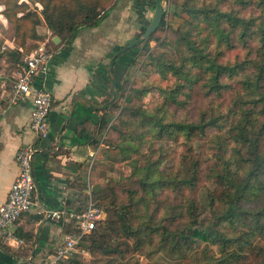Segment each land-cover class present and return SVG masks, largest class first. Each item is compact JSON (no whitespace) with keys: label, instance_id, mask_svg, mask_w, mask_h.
<instances>
[{"label":"trees","instance_id":"1","mask_svg":"<svg viewBox=\"0 0 264 264\" xmlns=\"http://www.w3.org/2000/svg\"><path fill=\"white\" fill-rule=\"evenodd\" d=\"M116 1L0 0L1 14L13 26L17 46L9 60L21 63L36 48L42 40L37 30L43 24L62 44L71 45L80 30L96 27ZM145 1L155 10V0ZM225 1H173L187 16L185 29L178 33L182 48L176 52L177 60L152 59L160 78H174L172 89L163 93L154 112H132L135 124H127L125 130L111 124L112 112L118 108L114 99L91 142L100 144V136L106 141L116 132L121 141L118 147L128 154L134 148L122 144L134 138L140 144L145 135L174 141L195 137L207 142L210 156L189 148L180 156L181 169L164 174L158 168L162 156L148 162L152 151L145 170L141 169L145 192L139 200L146 207L150 196L155 212L162 209L164 214L158 218L151 214L134 227L129 208L106 202L102 189L93 200L107 218L83 237L79 251L98 252L108 257L106 264H128L125 258L141 248L142 237L150 240L155 234L183 257L174 264H264V0H232V6ZM127 48L119 51L125 53ZM231 52L239 53L232 62L227 58ZM196 91L204 106L192 119L175 117L169 109L182 104L186 109ZM211 136L217 137L214 144ZM77 188L82 193L85 187L79 184ZM165 190L172 194L168 204L159 199ZM201 191L206 193V205L199 199ZM83 196L75 211L86 208L87 196ZM206 214L209 218H202ZM64 232H73L71 224H65ZM256 239L260 243L254 244ZM131 240L135 250L130 248ZM79 255L65 264H81Z\"/></svg>","mask_w":264,"mask_h":264},{"label":"crops","instance_id":"2","mask_svg":"<svg viewBox=\"0 0 264 264\" xmlns=\"http://www.w3.org/2000/svg\"><path fill=\"white\" fill-rule=\"evenodd\" d=\"M125 7L124 0H117L107 17L94 28L80 30L71 45L53 43L55 36L44 24L37 30L41 41L53 43L48 44L53 55L44 82L52 97L49 133L46 139L36 142L32 161L34 196L47 208L76 210L84 201L83 195L87 196L86 187L79 193L77 186L84 184L87 176L84 168L101 116L115 99V92H111L116 85L113 73L120 68L119 60L125 53L119 51L122 25L114 18L124 16L128 9ZM130 8L129 11L134 10ZM1 11L0 5V202H3L18 175L16 152L32 141L28 128L32 102L28 99L15 105L9 103L10 87L21 71L23 60L19 63L8 58L17 46L12 39L13 26ZM110 93H113L111 100ZM64 227L65 224L41 220L36 214L23 215L13 228L23 244L0 245V264L41 262L61 244L66 235Z\"/></svg>","mask_w":264,"mask_h":264},{"label":"rangeland","instance_id":"3","mask_svg":"<svg viewBox=\"0 0 264 264\" xmlns=\"http://www.w3.org/2000/svg\"><path fill=\"white\" fill-rule=\"evenodd\" d=\"M173 1L176 0H162L161 6L164 12L162 21L164 24L152 34L147 43L146 39L139 40L144 34V29L150 25L155 12L147 1L124 0L125 8L133 7L134 10L126 9L124 16L114 18L116 22L119 21V24L122 25L120 48L128 47V51L119 60L120 68L114 70L113 76L116 85L111 89V92H115L116 105L118 106L112 112L111 124L120 130H125L124 127L131 122L135 124L133 117L130 116L132 112H137V110L154 112L165 97L163 93L172 89L174 78L172 76H168L165 80L160 78L152 59L160 57L164 60H177L176 52L178 53L182 48L180 44L181 35L178 33L181 28L185 29L186 25H182L187 16L181 8L174 6ZM178 1L182 2V0ZM199 1L202 3L204 0ZM224 3H227V6L235 5L232 0H226ZM108 10L105 12V17H107ZM145 44L148 45V49H146L147 46L145 48ZM236 55L239 53L231 52L227 54V58L232 62L235 61L232 59ZM113 93H110L109 100L112 99ZM192 95L194 97L192 100H188L190 104L186 109L182 108L183 104L175 109H169L175 117L182 118V120L192 119L204 106L205 102L198 97L197 91L196 93L193 92ZM242 97L243 99L251 98L250 96ZM185 98V96L181 97L182 101L180 102L183 103ZM211 139L214 144L217 137L211 136ZM99 141L100 144H90L91 156L84 168L87 176L83 185L86 190L89 188L92 190V197L96 192L103 189L107 198L106 202L113 201L120 207L129 208L132 213V216L130 215L131 225L134 227L140 226L144 218H149L151 214L158 218V214L165 212L162 209L158 213L155 212L156 204L149 200L150 196L146 198L147 203L145 204L148 209L141 205L139 200L145 192L142 190L141 184L144 179L142 170H145L148 156L152 151L154 153L151 154L148 162L155 161L162 156L164 159L159 163L158 168L164 174H169L180 167V156L185 154L189 148H193L196 153L204 154L205 158L210 156V151H207V142L197 140L195 137L191 139L180 137L174 141L166 137L152 139L145 135L140 144L135 138L122 144V146L130 145L134 148L135 151L128 154H124L121 147H118L121 141L116 132H111L106 141L100 136ZM208 186L213 188L209 184ZM167 198L172 199V194L169 191L165 190L160 193L159 199L164 204H168ZM199 199L201 203L207 204L204 191L199 193ZM102 212V220H104L107 218V213L105 210ZM202 218H209V216L206 214ZM170 230L174 231L172 228ZM142 238L144 244L142 241L141 248L125 258V262L128 264H174L182 260L183 257L172 252L170 246L161 240L160 236L154 234L150 240L148 237ZM133 243L134 240L129 243L131 250L136 248ZM258 243L260 242L256 239L254 244ZM79 260L81 264H106L108 257H104L98 252H86V254L79 255Z\"/></svg>","mask_w":264,"mask_h":264},{"label":"built area","instance_id":"4","mask_svg":"<svg viewBox=\"0 0 264 264\" xmlns=\"http://www.w3.org/2000/svg\"><path fill=\"white\" fill-rule=\"evenodd\" d=\"M48 42L47 39L41 41L34 50L25 55L21 71L10 87L8 98L10 104H19L28 99L32 102L28 125L32 141L17 150L15 162L18 175L6 200L0 202V245L23 244V240L17 236L13 228L23 215L31 213L38 215L41 220L71 224L73 232L63 237L61 244L52 254L45 256L41 262L29 264H65L75 254H86L78 250V245L103 217L102 210L93 200L90 188L87 190L86 208L82 212L66 207L47 208L34 196L36 184L32 167L33 156L36 152V142L48 136V116L52 107L51 94L44 86L53 55ZM37 79L38 86H36Z\"/></svg>","mask_w":264,"mask_h":264},{"label":"water","instance_id":"5","mask_svg":"<svg viewBox=\"0 0 264 264\" xmlns=\"http://www.w3.org/2000/svg\"><path fill=\"white\" fill-rule=\"evenodd\" d=\"M162 13H163V9H162L160 0H155V12H154L153 19L150 25L145 29V32L143 36L141 37V39H147L151 34H153L157 30L162 20ZM59 42H60L59 38L55 36L53 38V43L58 44Z\"/></svg>","mask_w":264,"mask_h":264}]
</instances>
